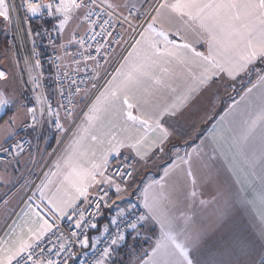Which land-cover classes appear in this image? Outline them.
I'll list each match as a JSON object with an SVG mask.
<instances>
[{"label": "snow or ice", "instance_id": "snow-or-ice-1", "mask_svg": "<svg viewBox=\"0 0 264 264\" xmlns=\"http://www.w3.org/2000/svg\"><path fill=\"white\" fill-rule=\"evenodd\" d=\"M146 5L143 15L148 18L147 27L104 89L86 105L88 110L73 140L55 161L56 172L50 175H63L62 186L57 189V193L63 192V195L54 194L48 198L49 212L57 220L65 217L71 220L78 214L74 227L81 234L89 227L95 229L97 224L86 219L80 203L94 204L97 211L101 206L111 208L115 201H111L109 192L103 186L114 188L119 200L135 183L133 164L147 163L157 151L165 154L166 146L178 134L169 121L178 122L204 93L212 89L217 80L227 78L235 82L242 74L249 79L255 74V82L246 89L241 101L229 106L206 137L213 147V153H219L235 184L240 186L242 195L218 204L208 222L199 227H189L192 224L191 216L184 213L175 215L172 210L182 202L181 196L187 201L188 208H192L197 200L201 207L212 203L200 198L196 190L198 180L192 166L193 154L197 160H203L207 154L202 155L203 149H193L185 157L177 155L180 163L165 169V177L161 181L144 187V212L127 227L135 233L132 236L135 242L142 229L159 226V237L151 252L145 253L148 259L142 260L141 264H264V0H158L155 4H149L146 0ZM22 7L25 9L24 22L28 21L29 15L38 16L41 9H46L49 17L59 20L54 27L62 39L70 21L81 17L87 21L85 36L78 37L73 32L67 44L58 46L67 56L68 45H78L83 52L78 50L75 55L82 56L86 62L95 57L88 52L90 46H87L85 37L92 40L97 36L111 37L112 31L109 29L118 19L117 8L120 6L112 0H50L47 4L22 0ZM16 11L15 3L0 0V18L4 22L11 23L12 13ZM93 15L100 21L99 32L95 30L97 21L92 20ZM103 16H107V19H102ZM124 21L131 27L128 17L120 22ZM165 22L175 27L166 28ZM19 23L17 20V26ZM157 24H160L159 28ZM182 31L193 34L197 43L202 41L207 51L198 50ZM170 32L182 42L171 39ZM27 33L31 37L30 27ZM112 42L119 43V40L114 38ZM102 47V44H97L95 52L100 54ZM62 60L63 56L60 55L53 60L57 69L62 65L56 61ZM32 61L31 64L27 60L25 63L29 67L35 93L41 87L40 79L43 76L41 72L32 75L33 70L42 67L35 47ZM67 76L65 71L58 79L74 84L75 81L69 82ZM7 79V73L0 70V80ZM92 88H96V85L93 84ZM56 91L61 97L64 96L59 83ZM81 92L84 95L80 102L89 100V89H81L78 85L74 90L70 87L68 102L72 107H66L61 102L56 111L43 94L36 95V104L40 105L37 113V107L26 104L22 95L17 97L13 93L0 91V113L7 115L9 110L12 111L3 124L6 129L4 142L17 135L18 125L37 131L42 127L45 115L55 120L58 132L66 131L59 109H64L65 119L71 118L76 107L71 97ZM165 92L175 95L170 103L161 105L159 96ZM241 102L244 105L243 113L237 120L236 113ZM210 117L211 113L204 119ZM0 119L3 117L0 116ZM57 143H60L59 139ZM172 147L178 154L179 147ZM122 150H127V153H122ZM23 151L24 145L19 142L14 146L0 147V152L4 154L15 152L19 156ZM237 158L243 160L244 167L238 166ZM209 159H216V156L213 154ZM113 163L117 167L109 172ZM181 165L188 167L185 170ZM204 166L207 167L206 164ZM177 170L190 182V190L185 192L177 185L169 189L166 178ZM116 177H120L119 182ZM49 183L50 180L42 182V201L45 199L44 189ZM203 183L214 185L215 177L208 173ZM96 186H100L96 198L90 199V190ZM245 188L249 191L246 192ZM135 207L132 205V208ZM132 208L128 211H132ZM30 214L34 219H28ZM124 214L121 208L117 216ZM244 214L250 217L251 228L241 222ZM88 215L95 213L89 212ZM180 221L182 226L178 224ZM111 223L115 225L116 219L113 218ZM53 227V223L39 210V205L35 208L28 205V211L23 212L19 222H12L6 234L9 239L0 241V264H68L74 254L66 255L62 260L55 257L67 252L69 244H56L51 237H48L47 243L52 246L43 243ZM104 230L107 232V227ZM71 237L81 247H89L87 236L80 239L78 233L73 231ZM126 242V234L117 231L110 238L109 246L104 248L102 258L95 260L94 264H116L111 259L113 252ZM95 243L92 247H95ZM79 264L87 262L79 261Z\"/></svg>", "mask_w": 264, "mask_h": 264}, {"label": "crops", "instance_id": "crops-1", "mask_svg": "<svg viewBox=\"0 0 264 264\" xmlns=\"http://www.w3.org/2000/svg\"><path fill=\"white\" fill-rule=\"evenodd\" d=\"M152 1L153 0H147V3L151 4ZM112 2L120 6L117 8V12L119 13H126L129 9H136L139 12H144L147 7L146 0H112ZM133 5H135V7H133ZM156 27L159 28L160 24H157ZM165 27L174 28L175 25L165 22ZM182 34L186 35L187 39L194 43V46L198 50L207 51L206 45L202 41L197 43V38L193 34L186 31H182ZM170 38L176 39L178 43L182 42L179 37L172 35L171 32ZM10 49L13 51L12 48ZM19 65L20 64H18V66ZM20 66L19 68L21 69ZM244 76L245 75L242 74V76L237 78L235 82L228 80L227 78L217 80L212 89L204 93L198 101L187 110L185 115L178 120V122L173 123L172 121H169V123L177 129L178 134L172 139L171 143L166 146L165 154H160L157 151L151 156L147 163H138L136 175L138 174L139 185L136 189V193L127 190L122 194L121 198L117 200L115 189H109L106 185L103 186L104 189L109 192L111 201H115L111 207L113 208L114 213L112 215L110 214L111 218L109 217L107 221L105 220L104 224H107L121 208H123L125 212H127L129 208H132V206H127V199L130 197L137 198L139 200L137 204L142 206V193L144 187L153 182L161 181V179L165 177V169H171L174 163H180L176 158L177 155L185 157L186 153H192L193 149L198 151L203 149L202 155L205 153L207 154L204 155L203 160H197L195 154H193L192 166L198 180L196 190L200 194V198L212 201V203L207 207H201L197 200L192 208H188L186 207L187 201L181 196L182 202L177 208L172 210L175 215L179 216L181 213L189 215L192 217V224L189 227H199L201 224L208 222L218 204H222L225 199L235 200L239 195H242L239 192L240 186L235 184L234 178L224 164L219 153H213V147L211 143L206 140V137L208 136V132L211 130L212 125L219 120L220 116H222L225 111L229 110L230 105L241 101V96L244 95L246 89L251 87V84L255 82L256 77L255 74H253L251 82L237 91L235 87L241 84ZM3 81L4 80H0V91L13 93L17 97L22 95L24 102L26 104L29 103V92L25 93L18 85H13L12 83H9L8 80L5 82ZM99 81L98 78L96 82L99 83ZM233 88L235 89V93L237 91V95L233 99L227 100L232 96V92L234 93ZM179 90L180 89L178 88V91ZM90 94L91 93L89 92V96ZM174 95L175 94L168 92L161 94L159 96V103L161 105L170 103ZM225 99L226 101L222 107ZM87 101L88 100L83 103L80 102L81 108L87 104ZM243 107V102H241L236 113L237 120L242 116ZM209 113H211V117L204 119ZM77 114H79V112ZM11 115V110L7 112V115L0 113V116L3 118L5 117L0 124V147H5L13 139L28 135L34 140V148L30 153L23 155L13 163L0 164V241L9 239L6 234L9 233L12 222H19L20 218L23 216V212L28 211V205H32L33 208L39 205L41 213L45 215L53 225L58 222L69 220L67 217L62 220H57L55 216L49 212L48 198H51L54 194L56 196L63 195V192L57 193V189L62 186L63 175L57 174L53 176L50 175V173L56 172L54 164L57 157L64 153L66 146L73 140L77 127L84 120V115L76 123L74 122V118L65 119L63 117L62 124L66 131L55 133L50 141L46 139L45 133L40 138L36 139L33 131L19 127L18 125L17 135L5 143L4 136L6 135V129L3 127V124ZM22 116L23 114H21V118ZM58 139L60 140V143H57ZM202 141L204 143H202ZM173 145L179 147L180 151L178 154L172 147ZM168 149L172 150L168 151ZM122 153H127V150H122ZM213 154L216 156V159H209ZM237 162L239 167L245 166L243 160L237 158ZM205 164L207 167L204 166ZM187 167V165H181V168L185 170ZM208 173H211L215 177L214 185L203 183V178ZM35 178H37V180H35ZM49 180L51 183H49L47 188L44 189L45 199L42 201L40 195L42 182L47 183ZM166 182L169 185V189L173 185L179 186L185 192L191 188L190 182L179 170L166 178ZM99 187L100 186H96L90 191L96 193ZM122 187H124V185H122ZM245 191L248 192L249 190L245 188ZM213 197H216V199L213 200ZM5 201L7 203H5ZM106 214L107 213L105 212V216ZM28 219H34V217L30 214ZM241 222L248 228H251L252 226L250 217L247 214L242 215ZM178 224L182 226V221L178 222ZM159 231L160 229L158 225H151L146 229H142L140 237L135 242L132 240V236L135 234L133 233L132 236L127 238L126 243L122 244L115 252H113L111 259L116 261V264H141L142 260L148 259V256L145 253L151 252L152 247L155 245V241L159 237Z\"/></svg>", "mask_w": 264, "mask_h": 264}, {"label": "built area", "instance_id": "built-area-1", "mask_svg": "<svg viewBox=\"0 0 264 264\" xmlns=\"http://www.w3.org/2000/svg\"><path fill=\"white\" fill-rule=\"evenodd\" d=\"M10 2L16 4L17 11L12 13V22L10 23L11 34L8 38V46L18 54L25 80L29 86L30 100L28 105L37 107V113H39L40 105L36 104V95L43 94L47 102L52 104L53 111H56L58 104L61 102H63L66 107H72L68 102L70 95L69 88L71 87V89L74 90L77 85L81 89H89L91 94L87 104L90 100H93L95 96L104 89L120 64L124 62V58L127 57L128 52L132 50L135 41L140 39V33L145 27H147L148 23V18L143 15L146 10L144 12H139L136 9H129L126 13L117 12L119 14L118 19L113 23L112 28L109 29L112 31L111 37L97 36L94 40L85 37L87 46H90L88 52L95 57L94 60H87L85 62L82 56L75 55L78 50L83 52V49H79L78 45H68L67 51L69 55L67 56L64 55L63 50H59V44H67V41L61 42L57 31L53 27L47 26L48 23L53 22L55 19L47 15L46 9H41V14L38 16L33 17L29 15L28 21L24 22L25 9L22 7V0H10ZM33 2L47 4L50 0H33ZM157 2L158 0H154L152 4ZM97 11L99 10L97 9ZM124 17H128V20L131 21V27L127 21H124L123 23L120 22L124 20ZM102 19H107V16H103ZM17 20L20 21L19 26H17ZM92 20L97 21L95 30L99 32L100 21L97 20L95 15L92 16ZM85 26L86 28L83 33L76 34L78 37L85 36V32L88 31L87 21H85ZM29 27L32 29L31 37L27 33ZM133 29H135V31H133ZM89 35H91V33H89ZM114 38L119 40V43L112 42ZM97 44L103 45L100 54L95 52ZM34 47L39 53L42 67L33 70L32 75H35L37 72L43 74L40 79L41 87L36 89L35 93L33 92L32 81L30 79L29 67L25 63L26 60L29 64L33 63L32 53ZM57 55L63 56L62 61H56L57 64L62 65L59 69H57L56 64L53 63V60ZM74 61H79V63L77 64ZM97 63L99 64V67H97ZM65 71L68 73L67 80L69 82L74 80V84L70 85L69 83H65L62 79H58V77L63 76ZM98 78L100 80L99 83L96 82ZM58 83L64 91L63 97H61L56 91V85ZM93 84L96 85V88H92ZM83 94V92L75 93L71 97L76 104V107L73 109L74 114L70 119L74 118L75 123L83 117L87 110V104L83 108L80 106V97ZM59 111L62 123L64 109H59ZM78 112L79 114H77ZM28 130L32 131L31 129ZM57 132L58 131L55 128V120L45 115L43 117L42 127L34 132V136L38 139L45 133L46 139L50 141ZM17 142L24 145V151L19 156H17L15 152H10L9 154L0 152V164H8L9 161H11L10 163H13L23 155L30 153L34 148V140L28 135L11 140L5 147H8L9 145L14 146ZM115 167H117V164L113 163L109 172ZM133 169L136 179L138 163L133 164ZM116 179L119 181L120 177H116ZM35 180H37V178H35ZM94 198H96V193L91 192L90 199ZM135 206V208H132V211L125 212L124 216H117L118 212H116L113 217L117 221L115 225L111 223L112 218L107 224L99 227V221L107 208L101 206L99 211H97L94 204L90 206L87 202H82L79 205L81 211H84L86 219L96 223L97 227L95 229L89 227L87 231L81 234L80 230H77L74 227L75 220L78 218L77 214L74 215L71 220L56 223L52 232L48 233V236L45 237L43 243L46 246H52L47 243L48 237H51L56 244H59L60 242L69 244L67 252L61 253L60 257H55L56 259L62 260L64 256L74 254V258L69 259L68 264H79V261H86L87 264H94L95 260L102 258L101 254L104 248L109 246L110 238L113 237L117 231L125 233L126 238L133 235V230L128 228L127 225L134 221L137 215L144 212V208L141 205L135 204ZM89 212L95 213V215H88ZM106 227L108 229L107 232L104 230ZM73 231L78 233L80 239L87 236L89 247H81L76 239L71 237V232ZM53 233H55V235H53ZM61 237L63 240H61ZM69 241L71 242L69 243ZM94 241L96 242L95 247H92Z\"/></svg>", "mask_w": 264, "mask_h": 264}, {"label": "rangeland", "instance_id": "rangeland-1", "mask_svg": "<svg viewBox=\"0 0 264 264\" xmlns=\"http://www.w3.org/2000/svg\"><path fill=\"white\" fill-rule=\"evenodd\" d=\"M154 1V0H153ZM151 2V4L153 3ZM52 23V22H51ZM59 20L55 19L53 27L56 31L57 29L54 27L55 24H58ZM80 25L77 27V25ZM85 21L81 17L79 20H72L69 22V24L66 26L65 32L63 33V39L61 38V35L58 33L60 41L65 42L68 40V38L75 32V34H81L85 31ZM11 34V27L10 23L4 22L2 18H0V70H4L7 73L8 76V82L12 83L13 85H18L25 93L29 92V86L25 80L24 74L22 70L19 68L18 64L19 57L18 54L13 50H11L8 47V38ZM101 77V76H100ZM5 82V81H3ZM242 83V82H241ZM235 94L232 92V95ZM138 174L136 175L135 183L132 184L130 188L127 190L132 191L133 193H136V189L138 188ZM144 182V181H143ZM128 203L127 206H132L138 203L137 198L130 197L127 199Z\"/></svg>", "mask_w": 264, "mask_h": 264}, {"label": "trees", "instance_id": "trees-1", "mask_svg": "<svg viewBox=\"0 0 264 264\" xmlns=\"http://www.w3.org/2000/svg\"><path fill=\"white\" fill-rule=\"evenodd\" d=\"M54 23V21L52 22ZM51 22L47 24L48 27H51L53 24ZM253 76L251 77V79H249L246 75L243 77V81L240 85L236 86V90L239 91L241 88H243L244 86H246L249 82H251ZM237 91L235 94H233L232 96H230L227 100H231L233 99L236 95H237ZM226 99L223 101V105L222 107L224 106V103H225ZM5 118V117H4ZM3 118V119H4ZM3 119L0 120V124L3 122ZM105 212L107 213L106 216H105ZM114 213V210L113 208H108L104 211V214L102 216V218L100 219L99 221V227L103 226L104 225V222L105 220L107 221V219L110 217L111 218V215ZM111 214V215H110ZM110 215V216H109Z\"/></svg>", "mask_w": 264, "mask_h": 264}]
</instances>
